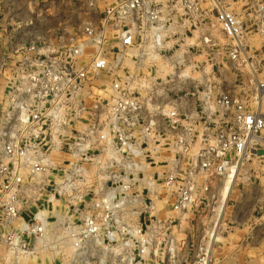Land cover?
Listing matches in <instances>:
<instances>
[{"label": "built area", "instance_id": "2783aa9c", "mask_svg": "<svg viewBox=\"0 0 264 264\" xmlns=\"http://www.w3.org/2000/svg\"><path fill=\"white\" fill-rule=\"evenodd\" d=\"M77 3L78 27L0 47V244L14 264L44 250L53 264L170 261L171 214L214 199L213 185L257 156L264 99L209 89L157 102L156 83L137 70L165 51L182 17L202 13L236 59L243 21L225 0ZM257 13L264 24V4ZM257 87L264 97V80ZM207 249L194 264L209 262Z\"/></svg>", "mask_w": 264, "mask_h": 264}, {"label": "rangeland", "instance_id": "374dc122", "mask_svg": "<svg viewBox=\"0 0 264 264\" xmlns=\"http://www.w3.org/2000/svg\"><path fill=\"white\" fill-rule=\"evenodd\" d=\"M225 1L231 4V9L243 21L242 55L231 59L224 46L226 40L221 30L211 25L213 17L210 13L206 15L202 13L204 17L200 21L194 17L186 16L182 17V20L177 17L178 20H185V24L178 25L165 39V51L148 63L149 68L137 70L140 72V77L156 83L154 96L157 102H161L160 98L163 102V98L172 100L180 95L189 96V99L194 101V98H191L193 93L195 96L201 95L203 91L208 92L209 89L218 92L230 89L235 92V95L245 99L253 95L257 98L259 94L257 79L264 80V24L261 25L257 10L259 5L264 4V0ZM83 12L77 0H0V47L6 45L7 39H10L11 45L14 46L37 38H53L62 30L67 31L78 27L81 24ZM128 62L133 66L132 62ZM261 98L264 99L262 93L257 99ZM260 148L262 151H258L257 156L245 161L240 168L241 173L245 170V173H242L244 176H252L251 181L253 178L258 180L248 185L239 180L234 186L236 190L234 193L239 194L251 189V194L257 196L256 200L264 198V180L259 183L255 168L247 169L244 166L248 163L264 161V144L259 147V150ZM155 154L157 151L153 153L154 156ZM259 168L260 166H257V170ZM153 170L151 165L147 166L143 174ZM234 173V176L224 179L223 189L220 183L213 185L211 194H215L214 199L199 200L180 216L171 214L177 245L175 253L170 261L162 263L158 259L154 264H194L199 245L208 247L209 262L207 264H225L221 262V257L218 255L220 249L214 242L219 240L217 225L238 176L239 168ZM143 176L139 175L140 178ZM136 186L146 197L144 183H136ZM57 205H59L57 208L59 213L66 210L68 203L60 198ZM158 206L161 207V204ZM215 207L217 210L214 209ZM31 209H35L33 205ZM242 211H249V208L245 209L242 205ZM253 215L256 218L259 217L257 209L253 211ZM51 220H56L55 215ZM233 220L237 221L233 222ZM236 222H239L240 226L244 224L242 220L231 216V226H236ZM212 228H214L213 232ZM210 232H212L211 236ZM36 255L26 256L18 264H53L55 255L51 251L44 250ZM12 261L10 256L7 258L0 244V264H14Z\"/></svg>", "mask_w": 264, "mask_h": 264}, {"label": "crops", "instance_id": "0c3cea01", "mask_svg": "<svg viewBox=\"0 0 264 264\" xmlns=\"http://www.w3.org/2000/svg\"><path fill=\"white\" fill-rule=\"evenodd\" d=\"M229 90L225 91L235 93L233 90ZM259 151H262V149L260 148ZM257 166H260L259 170H257ZM244 167L247 169L255 168L259 183L264 180V175H262L264 173V161H258L255 164L248 163ZM240 173L241 170H239L221 214L217 225L219 240L215 241L214 244H218L216 246L220 249L218 255L221 257L222 263L264 264V198L261 197L256 200L257 196L251 194V189L249 191L244 190L240 194L234 193L236 191L234 186L237 181L240 180L248 185L258 180L253 178V181H251L252 176H244L242 173H245V170ZM250 174L252 175V173ZM258 188L262 190L261 187ZM242 205L245 209L248 207L249 211H242ZM256 209L260 214L257 218L253 215V211ZM231 216L234 219L242 220L244 224L240 226V223L236 222L235 224L238 226H231ZM235 221L237 220H233V222Z\"/></svg>", "mask_w": 264, "mask_h": 264}, {"label": "bare ground", "instance_id": "6f19581e", "mask_svg": "<svg viewBox=\"0 0 264 264\" xmlns=\"http://www.w3.org/2000/svg\"><path fill=\"white\" fill-rule=\"evenodd\" d=\"M258 89H259V88H258ZM258 93H259V94H257V98H260L261 91L259 90ZM234 174H235V173H234ZM234 174H231V176H234ZM231 176L227 177L226 179L230 178ZM222 189H223V185H222ZM217 207H219V206H217ZM217 207H215L214 209L217 210ZM24 258H25V257H24ZM24 258H22V259H24Z\"/></svg>", "mask_w": 264, "mask_h": 264}]
</instances>
